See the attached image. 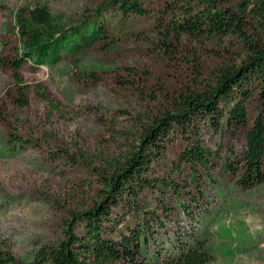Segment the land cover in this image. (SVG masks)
Instances as JSON below:
<instances>
[{
  "label": "rangeland",
  "instance_id": "obj_1",
  "mask_svg": "<svg viewBox=\"0 0 264 264\" xmlns=\"http://www.w3.org/2000/svg\"><path fill=\"white\" fill-rule=\"evenodd\" d=\"M102 1L0 0V55L14 54L17 15L25 10L45 6L70 27L93 15ZM214 1L223 9L237 8L238 0ZM164 6L151 1L146 16L127 18L108 42L77 60L65 57L54 67L24 63L23 103L12 71L0 68V240L18 263L34 261L42 249L64 241L67 232H80L74 216L99 201L102 173H114L156 119L175 114L187 96L206 93L227 69L250 56L237 37L198 41L170 34ZM246 32L254 41L250 21ZM258 101L248 103V127L260 111ZM198 126L200 139L221 147L236 166L247 128L215 134L210 123ZM172 139L152 167L172 176L186 204L202 206L197 232L214 251L211 264H264V184L245 190L227 174L233 171L223 168L200 170L191 182L179 159L190 134L179 132ZM173 165H181L176 172L184 177L173 174ZM174 220L169 224L179 220L190 226L186 218Z\"/></svg>",
  "mask_w": 264,
  "mask_h": 264
},
{
  "label": "trees",
  "instance_id": "obj_2",
  "mask_svg": "<svg viewBox=\"0 0 264 264\" xmlns=\"http://www.w3.org/2000/svg\"><path fill=\"white\" fill-rule=\"evenodd\" d=\"M151 1L103 0L93 15L70 27L45 6L25 10L17 15L14 30L18 46L13 55H0V68L12 71L23 103L20 70L24 63L54 67L65 57L77 60L108 42L127 18L146 16ZM159 1L165 3L162 18L170 34L198 41L237 37L250 56L240 66L227 69L206 93L187 96L175 114L168 112L156 119L130 156L113 167L115 172L102 173L99 201L74 216L80 221V232H67L64 241L42 249L34 261L23 264H211L214 251L197 232L202 206L195 199L191 206L186 204L172 176L155 173L152 167L156 157L166 155L179 132L191 138L179 157L191 172L189 181L198 180L200 170L209 174L223 168L233 171L227 174L245 190L264 184V0H238L236 9H223L214 0ZM249 21L254 26V41L247 36ZM255 97L260 111L248 127V103ZM199 123H210L215 134L247 128L237 167L223 157L221 147H209L200 139ZM180 166H172L173 174L184 177L176 172ZM167 195L172 197L171 205ZM175 217L186 218L190 226L182 227L179 220L170 225ZM0 264H20L1 240Z\"/></svg>",
  "mask_w": 264,
  "mask_h": 264
}]
</instances>
